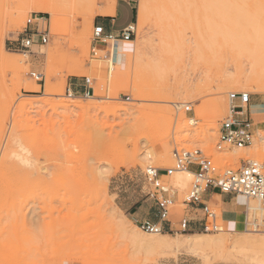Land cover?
<instances>
[{"label":"rangeland","instance_id":"374dc122","mask_svg":"<svg viewBox=\"0 0 264 264\" xmlns=\"http://www.w3.org/2000/svg\"><path fill=\"white\" fill-rule=\"evenodd\" d=\"M48 1L0 0V53H7L6 63H0V264H263L256 256L264 252L231 247L260 233L225 230L219 206H209L222 226L214 233L146 234L129 214L153 190L145 170L173 168L174 150H200L220 169L238 168L251 158L264 174V94L247 88L249 76L264 66V52L258 51L264 49V16L256 22L255 42L262 45L254 49L260 56L253 53L252 59L248 51L232 50L240 39L220 37L207 44L200 17L185 20L181 0H137L131 10L135 34L119 42L116 49L124 55L113 61L109 46L97 44L96 55L90 52L92 27L107 0H68L72 4L56 10L54 19L43 12ZM257 1L264 10V1L248 3ZM35 15L48 43L26 52L10 49L8 41ZM126 15L130 11L121 5L117 22ZM82 78L91 81L93 94L68 98L69 84ZM229 78L235 80L231 85ZM199 81L214 92L201 86V93ZM222 86L229 88L221 91ZM242 92L250 96L251 148L217 151L228 96ZM213 104L219 105L215 117ZM251 105H262L263 111L252 114ZM14 138L18 144L12 146ZM234 150L243 152L238 161ZM192 180L177 184L175 173L161 178L175 195L171 219L183 216ZM245 203L249 222L264 220L256 200ZM222 232L224 246L186 245L188 236L214 239Z\"/></svg>","mask_w":264,"mask_h":264},{"label":"built area","instance_id":"2783aa9c","mask_svg":"<svg viewBox=\"0 0 264 264\" xmlns=\"http://www.w3.org/2000/svg\"><path fill=\"white\" fill-rule=\"evenodd\" d=\"M132 7L137 0H119ZM40 20L31 16L26 21L25 27L19 34V39L13 41L10 49L18 51H29L35 45H46L49 41V34L46 30H40L36 26ZM135 34V27L129 24L117 33H106L101 25L93 24L92 41L95 45L90 52L93 56L99 51L97 44L112 47L119 42L130 41ZM30 40V43H26ZM109 55L103 56L105 59ZM110 60H116V55L112 53ZM30 76L35 81H41L42 75L31 73ZM82 91H76L68 86L66 94L72 98L78 94L89 98L93 94L91 81L88 78L81 79ZM246 97V99H245ZM229 110L228 116L220 122L218 139L215 145L217 151L226 148L242 149L250 146L253 139V124L248 116L250 96L248 93H231L228 96ZM186 113L191 112L189 106H184ZM192 120V119H191ZM193 124L194 121L192 120ZM174 167L170 169H155L148 167L143 173L144 180L152 186L153 190L147 194L149 200L153 201L158 209V222L150 221L135 222L142 232L151 235L188 233L190 220L185 217V211H202V219L199 221L201 231L206 233L218 232L222 226L218 225V217L207 205L202 203L201 195L207 190L218 191L224 195L240 196L245 200H256L264 210V174L262 167L257 162L241 161L238 168L220 169L210 158L206 157L200 150L173 152ZM190 166L195 169L190 170ZM188 170L192 173V184L187 192L182 205L184 214L178 220L177 228L172 229L164 226L170 224V210L175 203V195L171 194L168 188L162 185L161 178L169 177L175 172ZM245 214V213H244ZM249 230L251 233L264 232V220L249 222L244 215L243 231Z\"/></svg>","mask_w":264,"mask_h":264},{"label":"bare ground","instance_id":"6f19581e","mask_svg":"<svg viewBox=\"0 0 264 264\" xmlns=\"http://www.w3.org/2000/svg\"><path fill=\"white\" fill-rule=\"evenodd\" d=\"M185 1L186 0H181L182 3L179 6L181 12H184L181 15H183L184 19L189 18V17L192 18L194 15L200 17V19H201L200 31L202 34L206 35L205 39H206L207 44H208V42H211L212 40H218L220 37L224 38L225 40H238V39H240L241 44L238 43L237 45L234 46V49H232V50L235 51L236 49H238L242 54H245V53H243L245 51L250 52L251 57L246 56L247 58H252L253 55L255 56V54H257V52L255 51L256 49H254V47H256L258 44H259V46L262 45V44H260V42L259 43L255 42V39H256L255 37L257 35L258 28H259V27H257V23L259 22L258 20H260L261 18L263 19V16H264V10H262V8H259V6H258L260 1H257L254 3L253 2L248 3V0H196L198 5L196 8L193 7V9L189 8V6L187 5V3H190V2L184 3ZM261 1L263 2L264 0H261ZM106 2H107V6H106V8L102 9L101 13L102 14H113L114 9H115V3L113 2V0H107ZM256 3H258V4H256ZM71 4L72 3L68 0H49L46 3V5L44 6L43 12L49 14L54 19L56 10L62 9L64 7L71 5ZM262 4L264 5V3H262ZM261 15H262V17L260 18ZM41 20H43V19H41ZM185 20H187V19H185ZM250 30H253V31H250ZM259 36H262V35H259ZM117 44H119V43H117ZM116 45L113 46L112 50H111L113 55L115 54L116 57L118 55H124L123 51L116 49ZM258 48H260V47H258ZM262 48H264V47H262ZM258 51H260V53H262V52H264V49H262V50L258 49ZM248 52H246V55L249 54ZM253 53H255V54H253ZM6 54L7 53H5V51H3V50L1 51L0 63H2V64L6 63V57H7ZM242 54H240V55H242ZM224 56H222V57H224ZM257 56H260V54L259 55L257 54ZM228 59H227V61H228ZM257 59H259V58L257 57ZM113 61H115V60H113ZM253 62H256V61H253ZM259 63H261V61ZM226 65H228V64H226ZM239 69L240 68H238V70ZM252 70H254V69H252ZM206 72H208V71H206ZM251 73H252V71H251ZM205 74L206 73H204V75ZM241 75H243V74H241ZM246 75H249V74L246 73ZM249 77H252V78L249 79V82L247 81L248 83L246 82L247 85L249 86L247 88H250L249 89L250 91H253V92L257 91L259 93L264 94V66L258 65L256 67V71L254 70L252 75ZM244 79H245V76H244ZM204 81H206V79ZM234 81L235 80H231V78L226 79V84L231 85ZM236 81H238V79H236ZM199 82H198L199 83L198 88L201 92L202 88L204 86L201 84V81H199ZM208 82H209V80H208ZM208 82H207V85H208ZM235 83H238V82H235ZM261 83L263 84V86ZM201 86H202V88H201ZM207 87H210V86H205V90H204V88H203V90L206 91ZM217 88H219V87H217ZM223 88L227 89V88H229V86H227V87L222 86L219 89L222 91ZM210 89H212V88L210 87ZM210 89H207V93H208V91H210V94H211L212 92H214L215 88H214V90L212 89L213 90L212 92ZM68 106H69V104L66 103L65 107H68ZM174 106L177 109H179L181 107L178 104H176V105L174 104ZM250 109H251L252 114H257L258 112L263 111V106L262 105H251ZM17 140H18L17 138H14V140H12L13 141V142H11L12 146H13V143L18 144ZM18 146H21V145H18ZM245 148L249 149L251 147L247 146ZM7 149L8 148H6L5 151H7ZM8 151L4 155H7V153H9ZM233 153H234L233 155L236 156V161H238L243 156V154H241L243 152L238 153L237 150H234ZM10 154L14 155L13 152L12 153L10 152ZM245 160L247 162H255L256 161L255 159H254L255 161H252L251 158H247ZM167 165L168 164H166V166ZM169 165H171V164H169ZM166 166H165V168H166ZM191 177H192V173L188 170H182V171L175 172V181L177 184H185L187 179H189ZM258 206L261 209L260 211L264 212L263 208H261V206L259 204H258ZM252 208H254V207H252ZM247 210H250L249 206H247L246 211ZM247 231H249V230L247 229ZM247 231H245V232H247ZM225 241H226V239L224 238V233L222 232L218 237H216L214 239H206V238H203L201 235L188 236L186 238V245L190 248L201 249L203 247H209L212 245L217 246V247L224 246ZM152 242H153L152 240H149L148 245H154L155 244ZM164 243L165 242L159 241V245H162ZM231 247L233 250L235 249V250H239L242 252H244V251H247V252L248 251H250V252H264V232H261L259 234V236H243V237L235 240L234 242H232ZM256 259L259 260L258 261L259 263L264 264V256H256ZM256 259H254V260H256Z\"/></svg>","mask_w":264,"mask_h":264},{"label":"crops","instance_id":"0c3cea01","mask_svg":"<svg viewBox=\"0 0 264 264\" xmlns=\"http://www.w3.org/2000/svg\"><path fill=\"white\" fill-rule=\"evenodd\" d=\"M123 5L130 11V16L128 15L121 20L120 23L117 22L119 19V9ZM105 8V7H103ZM131 10L132 7L120 2L117 0L115 5L114 13L113 14H102L101 11L97 12V19L95 20L94 24L101 25L104 28L106 33H117L122 30L127 25L131 24ZM39 24L37 22V25ZM19 39V34L14 40L8 41V45H13V41ZM118 44L116 45V48ZM117 59V57H116ZM72 89L76 91H82L81 88V80H76L73 84H69ZM214 117L217 115L219 105L213 104L212 106ZM190 170H194L193 166H190ZM242 197L240 196H230L224 195L219 193L218 191L207 190L201 195L202 203L207 205L219 206L220 209V219L224 225L225 230L241 232L243 231V222H244V212H246L247 205L244 200V206H240V200ZM244 211V212H243ZM130 217L134 222H143V221H150L153 223L158 222V209L155 203L151 200H147L140 204H137L129 214ZM202 211L200 209L196 211H185V217L190 220L188 226V233L187 234H194L201 231V226L199 221L202 219ZM178 220H174L170 218V224L165 223L164 226L170 227L172 229L177 228ZM227 225H231L232 227H227ZM227 227V228H226Z\"/></svg>","mask_w":264,"mask_h":264},{"label":"snow or ice","instance_id":"6c2138e0","mask_svg":"<svg viewBox=\"0 0 264 264\" xmlns=\"http://www.w3.org/2000/svg\"><path fill=\"white\" fill-rule=\"evenodd\" d=\"M25 42H26V43H30V40H26ZM245 99H246V97H245Z\"/></svg>","mask_w":264,"mask_h":264}]
</instances>
